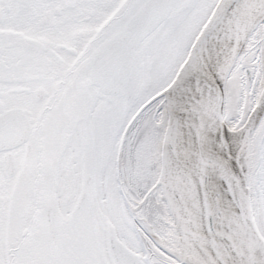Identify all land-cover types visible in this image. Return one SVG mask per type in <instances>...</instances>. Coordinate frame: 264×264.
<instances>
[{
  "label": "snow or ice",
  "instance_id": "obj_1",
  "mask_svg": "<svg viewBox=\"0 0 264 264\" xmlns=\"http://www.w3.org/2000/svg\"><path fill=\"white\" fill-rule=\"evenodd\" d=\"M0 264H264V0H0Z\"/></svg>",
  "mask_w": 264,
  "mask_h": 264
}]
</instances>
